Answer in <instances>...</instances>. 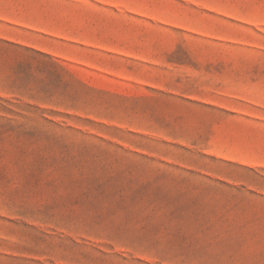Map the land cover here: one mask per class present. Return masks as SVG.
<instances>
[{"label":"rangeland","instance_id":"obj_1","mask_svg":"<svg viewBox=\"0 0 264 264\" xmlns=\"http://www.w3.org/2000/svg\"><path fill=\"white\" fill-rule=\"evenodd\" d=\"M0 264H264V0H0Z\"/></svg>","mask_w":264,"mask_h":264}]
</instances>
